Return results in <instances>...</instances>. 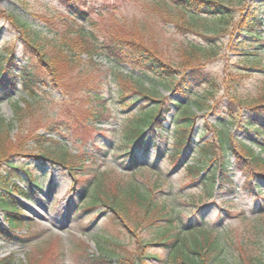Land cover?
<instances>
[{"label": "rangeland", "instance_id": "obj_1", "mask_svg": "<svg viewBox=\"0 0 264 264\" xmlns=\"http://www.w3.org/2000/svg\"><path fill=\"white\" fill-rule=\"evenodd\" d=\"M85 2L86 19L81 12L73 14L58 0H0V57L7 58L9 51L14 52L13 61L19 68L25 66L32 70L39 82L37 95H29L20 84L8 93L0 86V114L12 119L15 104L24 108L27 101L30 102L24 119L27 128L41 135L46 144L64 145L68 152L84 159L90 168L78 170L76 177L83 178L95 169L110 171L103 183L109 187L130 177L129 174L135 170V166L127 167L130 158L123 151L119 153V146L124 132L130 129L135 111L151 104L148 99L134 103V93L119 101L116 95L118 82L128 89L135 86L147 88L155 99L166 96L180 105L193 102L190 110L197 115L190 130V140L173 165L168 155L173 151L176 124L181 121L178 117L180 107L175 105L169 114L166 113L162 127L145 130L144 142L149 155L139 165L146 163L150 168L143 167L135 178L144 182L150 192L174 187L175 191H189L191 196L197 197L201 188H196V182L189 184L191 180L183 166L194 163L196 144L203 135L205 139L211 137L214 128L231 133L236 147L242 143L260 153L264 134H259L246 120L247 104L264 98V32L251 36L241 23L249 22L258 11L264 13V0H220L229 13V22L225 26L215 16L183 11L171 0ZM12 15L27 23L30 31L37 32L44 44L49 41L60 44L59 40L65 38L70 44L79 43L78 31L71 29L75 24L90 34L89 37L93 35L99 43L114 34L128 39L137 38L152 47L165 63L178 68V72H181L186 57L184 50L190 45L198 44L208 50L214 48L215 55L205 63L204 70L215 79L216 86L210 89L207 83L202 82L185 93L184 88L178 86L179 73L165 78L136 60L117 61L101 50L94 55L79 54L76 50L72 69L63 67L55 77L52 69L41 60L40 51L25 42L23 33L13 23ZM183 17L194 27L186 25ZM256 55L258 59L251 61L250 58ZM1 60V63L5 62V59ZM197 101L200 106L196 105ZM231 116L235 119L230 120ZM28 146L29 152L34 153L42 148L35 139L29 140ZM142 152L145 153L141 150L140 154ZM15 164L30 169L38 177L43 190L35 189L31 199L16 197L30 222L11 233L31 237L26 240L29 242L18 237L16 241H8L0 232V260L11 255L14 264H32L31 259L38 260L46 252L52 253L56 247L61 251V264H86L79 257L80 252L85 245L98 252L95 241H100L98 236L102 235L105 240L100 242L105 252L116 261L120 257L135 258L139 238L151 237L150 232L143 228H138L135 235L131 234L122 222L115 223L110 214H102L103 205L89 211H78L88 200L81 203L78 194L73 199L72 178L58 165L29 158H18ZM113 171L116 174L113 175ZM234 172L233 183L238 190L235 192L227 185L217 184L211 198L220 208L210 210L203 220L208 227L217 226L231 235L232 239H229L233 243L230 250L233 253L230 259L237 257L244 264H264V215L258 217V214H264V183L253 177L252 190L245 189L248 177L238 170ZM102 179L100 175L97 189L103 186ZM16 181L27 189L24 174ZM52 181L55 186L51 190ZM157 181L161 186H154ZM179 201L178 211L188 218L193 214V206L187 197L182 199L179 196ZM231 208L232 212H229ZM128 224L131 228L134 226L132 222ZM7 228L5 213L0 209V229Z\"/></svg>", "mask_w": 264, "mask_h": 264}, {"label": "trees", "instance_id": "obj_2", "mask_svg": "<svg viewBox=\"0 0 264 264\" xmlns=\"http://www.w3.org/2000/svg\"><path fill=\"white\" fill-rule=\"evenodd\" d=\"M58 1L75 15L81 12V15H84L86 19L85 0ZM171 1L183 11L186 9L215 16L223 26L229 22L228 10L222 6L220 0ZM263 14L258 11L257 14H253L249 22L241 23L249 35L254 36L262 31L264 32ZM11 17L13 23L23 33L25 42L40 51L41 60L48 68L52 69L55 77L59 76L61 69L67 68L68 70L72 67L71 64L74 62L73 56H76L74 54L76 50L79 51V54L84 52L90 55H94L97 50H101L117 61L136 60L155 74H160L165 78L174 77L176 73H179L178 86L183 87L185 93H188L195 85L202 82L207 83L210 89L216 86L215 79L204 70L205 63L215 55L214 48L208 50L198 44L190 45L184 50L186 57L184 56L181 72H178V68L165 63L152 47L137 38L128 39L122 35L114 34L99 43L93 35L89 37L90 34L87 35L82 27L75 24L71 26V29H74V32L78 31L79 43L70 44L69 39L65 38L59 40L60 44H55L53 41L44 44L45 42L37 32L30 31L27 23L19 20L14 15ZM182 19L186 25L194 27L191 22L185 21L184 17ZM74 26H77V28ZM48 46L50 49H47ZM9 52L7 58L0 57V86L4 87L5 92L8 93V90L20 84L22 89L27 91L29 95H37L36 88L39 82L36 80L35 74L25 66L19 68L17 63L13 61L15 58L14 52ZM1 59H5V62L1 63ZM250 59L255 62L258 56H253ZM135 83L138 82L135 81ZM226 83L229 84L228 80ZM128 94L130 96L133 94L132 101L134 103L148 99L151 104L143 106L139 111L136 110L137 112L135 111L130 129H126L124 132L122 144L119 146V153L123 151L130 158L127 167L135 166L136 168L129 174L130 177L116 181L110 187L103 184L107 176L110 175V171L101 172L95 169L91 171L92 173H86L83 178L76 177L78 170L86 171V167L90 168L85 164V160L68 152L64 145L55 147L46 144L41 135L27 128L24 123L25 111L30 107V102L27 100L24 108L15 104V116L12 119H7L3 114H0V209L4 211L8 225L7 229H0L3 238L8 241H16L15 239L18 237L20 239L25 238L26 241L28 237H31V235L18 236L11 233L18 231L30 222L16 197L22 196L25 199H31L35 189L43 190L38 177L30 169L15 164V160L18 158H29L51 162L61 167L63 171L68 172L72 178L71 188L75 192V196L80 195L78 199L81 203L88 200L83 206H80L81 208L78 211H89L103 205L102 214H110L109 216L115 223L122 222L131 234L135 235L138 228H143L151 234L150 238H143V236L139 238V248L135 258L120 257L116 261L112 260L110 253L105 252L100 242L101 239L105 240V238L99 235L100 241H95L98 252H93L89 246L85 245L84 250L79 254V257L86 264H244L235 256L233 260L230 259V254L233 253L230 250L233 243L229 239V237L232 239L231 235L225 234V232H222V228L217 226L214 228L208 227L203 217L210 210L220 208L219 204L211 198L217 184L227 185L235 189L233 183L234 170L243 172L248 177L244 184L245 189L252 190L251 179L253 177L264 183V146H261L260 153H256L251 147L242 143H240L239 149L234 144L231 133L227 130L214 128V134L211 137L205 139L206 136L203 135L201 141L196 144L194 155L197 157L194 163L184 164L183 166L186 175L191 180L189 184L196 182V188H201V193L197 197L191 196L189 191L178 192L174 190V187L169 189L158 188L156 193L150 192L145 188L144 182H140L135 178L143 167H149L146 163L143 166L139 165L140 161H146L149 155L147 153L149 148L146 147L147 144L144 142L147 134L145 130L148 127L149 130L152 127H162L166 119V113L169 114L175 105L180 107L178 117L181 121L176 124L173 135V151L168 155L170 157L169 161L173 165L179 159L182 148L190 140V130L197 115L190 110L193 102L180 105L171 102L166 96L155 99L151 97L152 95L147 88L135 86L133 89H128L123 83L118 82L116 93L118 100L127 98ZM195 103L200 106L198 101ZM97 106L98 104L95 107ZM247 107V123L255 127L259 134H264V98L247 104ZM229 119L233 120L235 116H231ZM15 131L17 133H14ZM34 139L36 143L42 145L37 153H34V151L29 152L28 148L29 140ZM141 150L145 153L140 154ZM139 155L142 157H139ZM160 155H162L161 152ZM23 174L27 178V189L16 181ZM114 174L116 173L113 171ZM100 175L103 178L101 181L103 186L97 189L98 186L96 185ZM159 181L154 183V186H161ZM50 184L52 190L55 186L54 181ZM236 190L238 189H235V192ZM95 192L97 196H95ZM179 196L182 199L187 197L193 206V214L188 218L182 216L178 211L181 203ZM229 212H232V208L229 209ZM263 215L262 213L258 214V217ZM128 222H132L134 226L131 228ZM51 252L48 251L43 256L41 255L38 260L30 258L31 263L61 264L62 255L59 248L55 247ZM11 258L12 256L9 255L1 259L0 264H14L15 260ZM247 264H254V262H248Z\"/></svg>", "mask_w": 264, "mask_h": 264}]
</instances>
